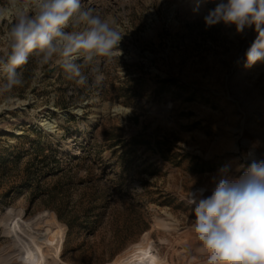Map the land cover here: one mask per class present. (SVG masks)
Instances as JSON below:
<instances>
[{"label":"rangeland","instance_id":"rangeland-1","mask_svg":"<svg viewBox=\"0 0 264 264\" xmlns=\"http://www.w3.org/2000/svg\"><path fill=\"white\" fill-rule=\"evenodd\" d=\"M217 2L83 0L124 34L86 87L30 58L0 96V264H23L33 228L62 242L48 264H204L189 190L264 156V63L244 67L256 33L206 27Z\"/></svg>","mask_w":264,"mask_h":264},{"label":"clouds","instance_id":"clouds-1","mask_svg":"<svg viewBox=\"0 0 264 264\" xmlns=\"http://www.w3.org/2000/svg\"><path fill=\"white\" fill-rule=\"evenodd\" d=\"M204 23L234 25L237 34L253 29L256 38L244 67L264 63V0H219ZM123 36L83 0H0V96L25 85L23 68L30 58L36 76L54 63L67 80L86 87L85 70L95 71L99 58L120 56ZM244 159L239 175L228 165L217 171L210 195L200 188L186 196L195 205L191 227L204 264H264V156L250 150ZM149 261L158 264V257L149 256L145 264Z\"/></svg>","mask_w":264,"mask_h":264},{"label":"bare ground","instance_id":"bare-ground-1","mask_svg":"<svg viewBox=\"0 0 264 264\" xmlns=\"http://www.w3.org/2000/svg\"><path fill=\"white\" fill-rule=\"evenodd\" d=\"M47 124V122L44 123V125ZM22 240L20 242L22 246L21 244L19 246L27 250V254L25 253L26 255L23 256V264H48L47 262L50 256L55 258L56 261L61 260L63 252L62 242L42 236L37 228L25 232Z\"/></svg>","mask_w":264,"mask_h":264},{"label":"trees","instance_id":"trees-1","mask_svg":"<svg viewBox=\"0 0 264 264\" xmlns=\"http://www.w3.org/2000/svg\"><path fill=\"white\" fill-rule=\"evenodd\" d=\"M49 158H51V157L48 156V155H46L45 158L43 159V162H44V161H45V162H48V161H49ZM76 158H78V157H76ZM52 160H55L56 163L58 162L57 159H56V157H54V156L52 157ZM52 160H51V161H52ZM60 171H61V170H60ZM90 181L92 182V178H91ZM90 224H91L90 222L87 223V225H90Z\"/></svg>","mask_w":264,"mask_h":264}]
</instances>
